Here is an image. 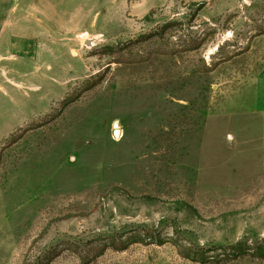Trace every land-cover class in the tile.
Here are the masks:
<instances>
[{"label":"rangeland","instance_id":"obj_1","mask_svg":"<svg viewBox=\"0 0 264 264\" xmlns=\"http://www.w3.org/2000/svg\"><path fill=\"white\" fill-rule=\"evenodd\" d=\"M57 2L1 42L0 264H264V0Z\"/></svg>","mask_w":264,"mask_h":264},{"label":"crops","instance_id":"obj_2","mask_svg":"<svg viewBox=\"0 0 264 264\" xmlns=\"http://www.w3.org/2000/svg\"><path fill=\"white\" fill-rule=\"evenodd\" d=\"M58 0H0V47H3L2 40H8L9 31L15 30V18L20 17L17 27H22L28 33L32 29V17H38L49 13L58 14ZM50 4V11L46 8ZM41 21H39L40 24ZM38 24V25H39Z\"/></svg>","mask_w":264,"mask_h":264},{"label":"trees","instance_id":"obj_3","mask_svg":"<svg viewBox=\"0 0 264 264\" xmlns=\"http://www.w3.org/2000/svg\"><path fill=\"white\" fill-rule=\"evenodd\" d=\"M141 236L142 237H140V238L145 237V238H149V240H154V239L157 238V237H155V235L153 234V230H151V229H144L142 231V235ZM143 240H145V239H143ZM156 240H158V242H161V240H159V239H156ZM233 249L234 250H233L232 254L235 255L237 252L241 253L244 250H246L247 248H243V246L241 245L240 247L239 246L238 247L234 246ZM255 250H256V254L257 255L264 256V245L260 244V245L256 246ZM195 254L187 252V253H185L183 255L185 257L192 258V259L197 258V259H199L202 262H206L207 260H209L208 257H206V255H205L206 253H204V251H198Z\"/></svg>","mask_w":264,"mask_h":264},{"label":"bare ground","instance_id":"obj_4","mask_svg":"<svg viewBox=\"0 0 264 264\" xmlns=\"http://www.w3.org/2000/svg\"><path fill=\"white\" fill-rule=\"evenodd\" d=\"M114 128H115L114 135L116 138L119 139L122 135V129L120 127V122H116Z\"/></svg>","mask_w":264,"mask_h":264}]
</instances>
